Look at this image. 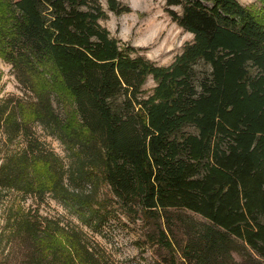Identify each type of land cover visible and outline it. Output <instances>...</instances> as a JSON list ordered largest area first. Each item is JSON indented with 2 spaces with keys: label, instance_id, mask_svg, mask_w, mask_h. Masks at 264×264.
<instances>
[{
  "label": "trees",
  "instance_id": "obj_1",
  "mask_svg": "<svg viewBox=\"0 0 264 264\" xmlns=\"http://www.w3.org/2000/svg\"><path fill=\"white\" fill-rule=\"evenodd\" d=\"M164 10L193 37L158 65L100 24L130 11L118 0H0V58L30 93L0 98V195L48 194L96 230L110 215L105 185L178 250L167 264H264V18L238 0H164ZM3 220L19 264H115L37 209L15 201Z\"/></svg>",
  "mask_w": 264,
  "mask_h": 264
},
{
  "label": "rangeland",
  "instance_id": "obj_2",
  "mask_svg": "<svg viewBox=\"0 0 264 264\" xmlns=\"http://www.w3.org/2000/svg\"><path fill=\"white\" fill-rule=\"evenodd\" d=\"M107 9V0H99ZM130 7L129 12L115 14L108 11V17L100 20L110 35L123 43H129L138 52L155 64L168 65L179 54L186 42L192 40V34L184 31L164 10V0H118ZM247 6L257 17L264 18V0H238ZM174 9L178 10V7ZM154 86L152 78H148L144 88L151 90ZM30 93L17 81L10 64L0 58V98L22 97L27 99ZM60 111L59 105L55 103ZM67 109H62L63 111ZM34 134L46 147L57 153L65 164L69 158L61 142L49 134L39 124L32 127ZM24 145L22 137L18 138L9 147V151L17 150ZM98 196L105 197L104 202L110 207L108 220L96 230L82 224L77 214L68 210L59 201L46 194L42 200L31 195H22L12 190L3 191L0 195V231L3 227V217L6 209L13 203L19 202L24 208L37 209L44 216L58 219L62 224L80 228L87 239L98 244L115 264H167L175 257L177 263L182 258L178 250H171L156 242L157 236L152 239L148 234L149 226L142 219H133L124 214L117 204L112 203V196L107 186L99 189ZM15 200V201H14ZM113 204V205H112ZM182 210L174 212L176 216ZM198 220V215L187 212ZM179 225V223L177 224ZM177 241H183L184 236L180 228L174 231ZM173 241V240H172ZM9 244L0 240V264H19L15 255L9 254ZM236 258L238 256L234 254Z\"/></svg>",
  "mask_w": 264,
  "mask_h": 264
}]
</instances>
